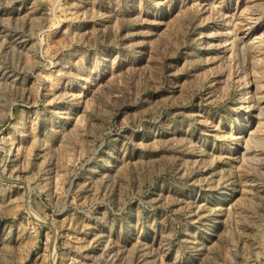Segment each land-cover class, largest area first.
Here are the masks:
<instances>
[{
	"label": "rangeland",
	"instance_id": "374dc122",
	"mask_svg": "<svg viewBox=\"0 0 264 264\" xmlns=\"http://www.w3.org/2000/svg\"><path fill=\"white\" fill-rule=\"evenodd\" d=\"M0 264H264V0H0Z\"/></svg>",
	"mask_w": 264,
	"mask_h": 264
}]
</instances>
